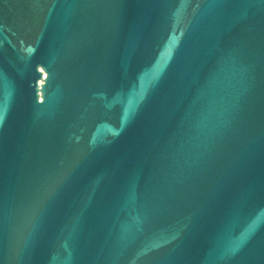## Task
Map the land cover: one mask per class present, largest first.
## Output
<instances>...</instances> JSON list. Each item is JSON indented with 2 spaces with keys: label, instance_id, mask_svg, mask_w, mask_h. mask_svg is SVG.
<instances>
[{
  "label": "water",
  "instance_id": "obj_1",
  "mask_svg": "<svg viewBox=\"0 0 264 264\" xmlns=\"http://www.w3.org/2000/svg\"><path fill=\"white\" fill-rule=\"evenodd\" d=\"M0 264H264V0H0Z\"/></svg>",
  "mask_w": 264,
  "mask_h": 264
}]
</instances>
